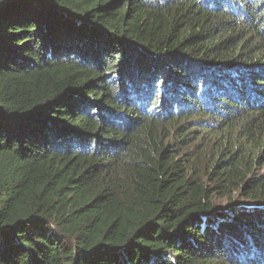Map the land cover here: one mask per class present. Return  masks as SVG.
<instances>
[{"label": "trees", "instance_id": "obj_1", "mask_svg": "<svg viewBox=\"0 0 264 264\" xmlns=\"http://www.w3.org/2000/svg\"><path fill=\"white\" fill-rule=\"evenodd\" d=\"M262 167L264 0H0V264H264Z\"/></svg>", "mask_w": 264, "mask_h": 264}, {"label": "rangeland", "instance_id": "obj_2", "mask_svg": "<svg viewBox=\"0 0 264 264\" xmlns=\"http://www.w3.org/2000/svg\"><path fill=\"white\" fill-rule=\"evenodd\" d=\"M261 171H262V173H264V167H262ZM238 199H240V198H238ZM215 202L217 203V205L224 206V207L228 206V204H229V201L226 197H217V198H215Z\"/></svg>", "mask_w": 264, "mask_h": 264}]
</instances>
